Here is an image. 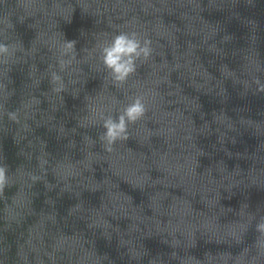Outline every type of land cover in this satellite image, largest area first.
Returning <instances> with one entry per match:
<instances>
[{"label":"water","instance_id":"obj_1","mask_svg":"<svg viewBox=\"0 0 264 264\" xmlns=\"http://www.w3.org/2000/svg\"><path fill=\"white\" fill-rule=\"evenodd\" d=\"M0 171V264H264V0H0Z\"/></svg>","mask_w":264,"mask_h":264},{"label":"clouds","instance_id":"obj_2","mask_svg":"<svg viewBox=\"0 0 264 264\" xmlns=\"http://www.w3.org/2000/svg\"><path fill=\"white\" fill-rule=\"evenodd\" d=\"M70 46V45H69ZM148 48L141 47L139 41L128 34H118L112 43L103 49L104 63L112 70L113 78L124 80L134 70V58L143 53L148 55ZM144 111L142 102L137 99L129 104L118 121L111 119L105 121V137L109 143L125 134L126 122L136 120ZM3 173L0 171V181H3ZM264 229V224L259 225Z\"/></svg>","mask_w":264,"mask_h":264}]
</instances>
